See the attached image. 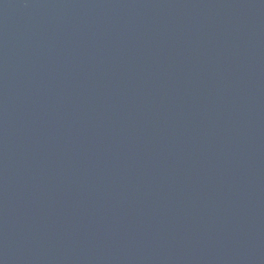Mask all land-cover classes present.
<instances>
[{
  "label": "water",
  "instance_id": "obj_1",
  "mask_svg": "<svg viewBox=\"0 0 264 264\" xmlns=\"http://www.w3.org/2000/svg\"><path fill=\"white\" fill-rule=\"evenodd\" d=\"M0 264H264V0H0Z\"/></svg>",
  "mask_w": 264,
  "mask_h": 264
}]
</instances>
